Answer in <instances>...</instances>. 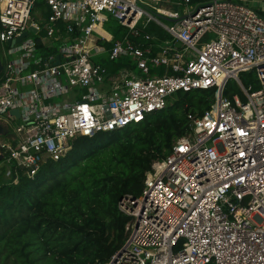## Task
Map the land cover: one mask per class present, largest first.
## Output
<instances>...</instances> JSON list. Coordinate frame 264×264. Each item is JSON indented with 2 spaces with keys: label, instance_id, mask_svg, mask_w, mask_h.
Returning <instances> with one entry per match:
<instances>
[{
  "label": "built area",
  "instance_id": "built-area-1",
  "mask_svg": "<svg viewBox=\"0 0 264 264\" xmlns=\"http://www.w3.org/2000/svg\"><path fill=\"white\" fill-rule=\"evenodd\" d=\"M141 3L159 4L168 23ZM108 16L128 30L108 58L127 56L135 68L111 74L90 59L104 50L95 29ZM151 21L170 36L156 50L130 38ZM0 42L9 55L0 71L6 176L8 165L33 175L77 136L143 121L176 91L215 90L152 161L141 193L119 200L126 239L105 264H264V0H0ZM159 66L164 73L152 71ZM230 80L244 101L223 94Z\"/></svg>",
  "mask_w": 264,
  "mask_h": 264
},
{
  "label": "trees",
  "instance_id": "trees-1",
  "mask_svg": "<svg viewBox=\"0 0 264 264\" xmlns=\"http://www.w3.org/2000/svg\"><path fill=\"white\" fill-rule=\"evenodd\" d=\"M36 4L42 8L44 0ZM139 29L141 33L130 38L142 46L152 44L153 50L170 37L153 21ZM145 33L154 38L146 40ZM104 66L111 74L135 68L127 56L108 59ZM152 71L162 74L165 68ZM245 76L252 73L240 74L244 84ZM248 81L258 87L256 80ZM235 93L245 100L239 86L228 82L223 94ZM215 98L211 88L176 91L143 121L71 139L58 159L46 158L31 176L12 165H8L11 175L5 176L7 167L2 166L0 264L109 261L126 239L129 217L119 209V200L141 193L152 161L164 157L173 141L189 130L188 114L201 115Z\"/></svg>",
  "mask_w": 264,
  "mask_h": 264
},
{
  "label": "rangeland",
  "instance_id": "rangeland-1",
  "mask_svg": "<svg viewBox=\"0 0 264 264\" xmlns=\"http://www.w3.org/2000/svg\"><path fill=\"white\" fill-rule=\"evenodd\" d=\"M141 7L146 8L147 10H149L151 13H153L157 18L161 19L162 21L167 22L164 18L163 15L159 14L158 12L155 11L156 7H159V4H156L154 6L152 5H148L145 3H141L140 4ZM181 5L179 6V10L181 11ZM34 19L36 21H39V19H37V17L34 16ZM168 23V22H167ZM127 32L128 30L126 27L118 24V22L116 20H114L113 18H111L110 16H108V21H106L105 23H103L101 26H97L95 29V33L99 36L103 35L106 37L105 40H101L100 41V45L104 47V50L100 51L99 53L96 54H92L90 55V59L93 60L95 63L101 64L104 66V64L106 63V61L109 59L108 55H109V48L106 45L108 43H111V41H113V39L116 37L118 38L121 35H124L123 33ZM126 33V34H127ZM8 48V44L7 43H2L0 42V58L1 61L4 62V60L9 56L7 53V49ZM135 71L137 72V70L135 69ZM248 76H245L243 79L247 80V82L252 83L251 81H248L249 79H255V75L253 74V76H250V78L248 79ZM230 83H234L233 80L229 81ZM15 125V122L10 123L9 128L13 129V126ZM1 138V135H0ZM2 166H5V160L4 157L1 155L0 158V168ZM6 176V175H5Z\"/></svg>",
  "mask_w": 264,
  "mask_h": 264
},
{
  "label": "water",
  "instance_id": "water-1",
  "mask_svg": "<svg viewBox=\"0 0 264 264\" xmlns=\"http://www.w3.org/2000/svg\"><path fill=\"white\" fill-rule=\"evenodd\" d=\"M173 8L176 9V4H173ZM29 30H31L32 32L35 31V28H33L32 26H29ZM26 32L22 33L18 38H17V41H19L22 37L26 36ZM9 43V41H8ZM2 70V62H1V59H0V71ZM11 113L15 114V115H18V111L16 109L14 110H11ZM3 132V129L2 127L0 126V133ZM6 136L11 138L13 137V134L12 133H6ZM0 158H1V154H0Z\"/></svg>",
  "mask_w": 264,
  "mask_h": 264
},
{
  "label": "crops",
  "instance_id": "crops-1",
  "mask_svg": "<svg viewBox=\"0 0 264 264\" xmlns=\"http://www.w3.org/2000/svg\"><path fill=\"white\" fill-rule=\"evenodd\" d=\"M237 1H249V0H237Z\"/></svg>",
  "mask_w": 264,
  "mask_h": 264
}]
</instances>
